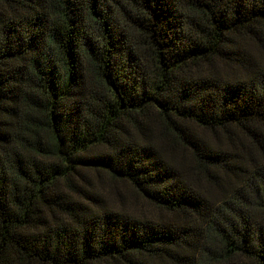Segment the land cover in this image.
I'll list each match as a JSON object with an SVG mask.
<instances>
[{
    "label": "trees",
    "instance_id": "obj_1",
    "mask_svg": "<svg viewBox=\"0 0 264 264\" xmlns=\"http://www.w3.org/2000/svg\"><path fill=\"white\" fill-rule=\"evenodd\" d=\"M0 264H264V0H0Z\"/></svg>",
    "mask_w": 264,
    "mask_h": 264
},
{
    "label": "rangeland",
    "instance_id": "obj_2",
    "mask_svg": "<svg viewBox=\"0 0 264 264\" xmlns=\"http://www.w3.org/2000/svg\"><path fill=\"white\" fill-rule=\"evenodd\" d=\"M134 197H135V196H134ZM134 197H132V198H134ZM135 198H136V197H135ZM135 198H134V199H135ZM139 200H140V202H142V200H141V199H139ZM139 205H141V203H139ZM139 205H138V206H139ZM139 207H140V206H139Z\"/></svg>",
    "mask_w": 264,
    "mask_h": 264
}]
</instances>
